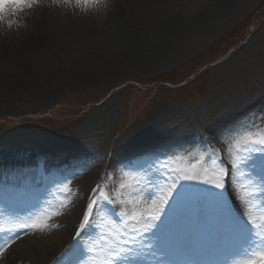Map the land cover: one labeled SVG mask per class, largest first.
Masks as SVG:
<instances>
[{"label": "rangeland", "instance_id": "obj_1", "mask_svg": "<svg viewBox=\"0 0 264 264\" xmlns=\"http://www.w3.org/2000/svg\"><path fill=\"white\" fill-rule=\"evenodd\" d=\"M148 1L37 0L26 8L41 11L48 20L43 33L50 38L38 39L35 52L41 59L33 60V65L25 60L12 62L13 70L0 61V159L26 156L41 166L44 160L59 159L70 171L58 181L43 166L38 168L40 175L33 167L29 180L35 188L17 193V199L26 204L21 222L46 225L42 230L27 229L29 240L52 252L60 221L76 214L70 243L61 245L56 258L46 264H77L80 259L86 264H104L110 253L108 236L117 220L112 209L126 214L147 211L150 202L143 201L149 187L155 190V186L140 192L146 173L137 169L140 164L147 168L157 157L171 160L178 174L199 162L195 171L208 179L219 169L211 161H221L230 173L225 184L234 193L235 211L258 225L257 233L264 232V197L252 199L249 192L257 189L232 174L231 166L252 139L264 137V0H157L154 6H148ZM113 2L126 3L127 25L147 20L158 22L155 27L160 28L167 19L188 20L207 13L204 21L199 19L175 32L157 30L153 35L151 30V36L138 40L147 46L137 50L136 57L122 59L112 51L117 45L108 38L83 44L76 38L83 20ZM29 32L34 33L33 27ZM83 46L97 57L87 59ZM105 51L110 54L100 57ZM51 70L59 76L49 78ZM248 92L260 98L257 104L243 107L220 128L212 125V118L221 115L217 112L220 105L237 106ZM167 132H174L175 140L164 141ZM206 187L210 186L193 184L186 195H199L198 188ZM93 189L97 190L94 198L101 199L102 192L113 203L105 200L94 212L93 227L88 230L92 236L83 244L91 252L81 253L74 247L76 232ZM165 194L167 186L157 193ZM202 204L189 199L179 214V227L193 240L191 229ZM211 216L205 237L228 247L233 243L230 233ZM2 224L5 214L1 211ZM86 235L81 233V237ZM17 245L20 242L12 243L10 250ZM186 252L182 249L171 257L173 264H186L190 255ZM250 255L236 257L229 264H240Z\"/></svg>", "mask_w": 264, "mask_h": 264}, {"label": "snow or ice", "instance_id": "obj_2", "mask_svg": "<svg viewBox=\"0 0 264 264\" xmlns=\"http://www.w3.org/2000/svg\"><path fill=\"white\" fill-rule=\"evenodd\" d=\"M36 2L37 0H0V18L10 9L22 12ZM76 2L88 4L100 3L101 0H76ZM243 152L244 154L238 160L232 161V174H239L257 189V191L249 192L252 199L257 196L264 197V137L252 139L250 146L246 145ZM198 163L192 164L190 168L184 170L183 174L176 172L171 160H160L158 157L148 163L147 168L144 164L138 166V171L146 173L142 177L143 184L139 191L143 192L144 187L149 185L155 186V190L149 187L143 201L150 202V206L146 212L131 214L117 212L113 207L112 211L116 213L117 220L113 221V232L108 236L110 253L104 264H118V262L120 264H152L153 261L155 264H173L171 257L182 249H187L192 256L200 257L186 264H217L211 258L215 254L214 250L207 247L198 248L194 240L188 238L186 232L179 227V214L185 203L192 198L202 202L215 220L226 226L233 243L241 247L249 244L253 246L252 249H247L251 253L250 258L242 260L240 264H264V232L257 233L255 229L259 226L255 225L251 219H245L243 212L238 213L232 207L231 197L234 193H229L225 184L226 177L230 175L229 170L221 161L213 159L211 161L213 165L219 164L217 174L212 179L201 178L195 171ZM193 184L210 187L198 188L201 190L199 195L187 196L186 193L193 188ZM165 186H167V194L158 196V191L163 193ZM96 192L97 190L93 189L89 194V202L81 214L82 220L76 232L77 240L74 247L81 253L91 252V249L83 247V244L92 236L88 230L93 227L91 221L94 220V212L105 200L109 204L113 203L102 192L101 199L94 198ZM169 209L172 211L169 212ZM45 226L35 222H21L13 231L42 230ZM81 233H86V237H81ZM19 238L14 235L5 245L0 246V258L4 257L7 248ZM100 238L105 239L103 236ZM257 246L259 250H254ZM220 251L221 254L227 255L232 249L225 246ZM77 264H86V260L80 259ZM224 264H229V261L225 260Z\"/></svg>", "mask_w": 264, "mask_h": 264}, {"label": "bare ground", "instance_id": "obj_3", "mask_svg": "<svg viewBox=\"0 0 264 264\" xmlns=\"http://www.w3.org/2000/svg\"><path fill=\"white\" fill-rule=\"evenodd\" d=\"M157 3V0H150L148 1V6H154ZM126 3L123 2H113L107 3L105 6L100 8V10L96 13L89 15L88 18L83 20L81 26V32L77 34L76 38L81 41L82 44L87 40H93L97 38H103L106 42L105 38L110 39L113 41L115 47L113 52L117 53L118 56L122 59H132L137 56V50H142V48L146 47V44H140L139 39L148 38L151 34H158L156 32L159 30L163 32L164 30L167 33L172 31H178L183 29L195 22L199 19L202 21L205 18V14L207 12H200L194 15L191 18L185 19L181 17H175L174 20L167 19L164 24H161L160 28H156L155 25H159L157 22L156 24L152 21H142L139 25L133 20V22L129 21L130 23L125 22V14L124 10L126 8ZM218 6V5H217ZM220 6H225L221 4ZM30 16H32L30 18ZM47 17L42 15L41 11L30 12L29 9L25 8L22 12L16 11L15 9L8 10L2 18H0V61H4L7 64L8 70H13V66L11 65L12 62L16 63L22 62V60L28 61L30 64H34L33 60H39L38 56H35V52H37V43H39L38 39H46L49 40L50 36L48 33L44 34L45 28L47 23ZM152 22V23H151ZM33 27L34 33L29 32L30 28ZM153 30L155 32L151 33L150 31ZM159 32V33H160ZM173 32V33H174ZM151 33V34H150ZM43 35V37H42ZM162 35V34H161ZM166 35V34H164ZM164 38V37H163ZM58 47L54 45L53 50L56 51ZM86 47H82L83 54L90 59L91 56L97 57L92 50L84 49ZM40 51V50H39ZM93 54V55H92ZM110 54L105 51L102 53L100 57L105 58ZM29 66V65H28ZM49 71L47 76L49 78H54L55 76H59V72ZM49 78L46 77L47 80ZM256 98V99H255ZM242 101L236 105H220L218 107L217 112L221 114L219 117L214 116L211 120L212 125L220 128L222 125L228 123L229 119L236 117L240 112V109L243 107L247 108V106H252L257 104L259 99L253 92H248L242 98ZM165 132V131H164ZM174 132H167L163 133L162 137H164V141H173L175 140L173 136ZM189 138H191L189 136ZM190 140V139H189ZM134 144H138L134 142ZM10 156V155H9ZM3 157L0 159V181H8L12 180V178L16 176H23V175H31L33 167H35V174H39L42 172L38 170L39 167L44 168L46 172H52L54 167H60L64 170H69L64 163V160L59 159H52L50 161L44 160V165L42 166L39 164L32 163L30 157H17V156H10ZM63 161V162H62ZM57 172V171H53ZM0 189H6L4 184H0ZM4 204L0 201V206ZM233 207V206H232ZM234 208V207H233ZM18 209V208H17ZM76 214L74 213L73 216L67 218L65 220L60 221L62 225L60 233L56 236L55 245L51 247L53 250L50 251L44 246V244H39L38 242L29 240L28 235H22L19 231H13L15 226L20 222L18 219L11 217L9 219L8 225L9 234L2 235L0 234V246L5 245L6 241L11 239L14 235L20 236L19 239L15 240V242L19 243L10 250V247L4 253V257L0 258V264H13V261H16L18 264H46L52 261L53 258H56V253L60 250L61 245L65 244L68 245L72 239V227L74 224V220ZM209 218V210L205 205L202 206L201 210L199 211L196 224L193 225V234L195 238L200 237L202 241L206 243L205 237V227H206V220ZM11 229V230H10ZM54 239V240H55ZM69 242V243H67ZM19 246L20 249H17ZM252 245H244L241 247L238 244H235L231 247L232 251L229 252L230 254H234L235 257H243L248 255L249 251L247 249H252ZM210 249L214 250V255L211 257L217 264H224L225 260H227L226 255L221 254L220 248L210 247ZM254 250H259V246H257ZM228 261V260H227ZM29 262V263H28Z\"/></svg>", "mask_w": 264, "mask_h": 264}]
</instances>
